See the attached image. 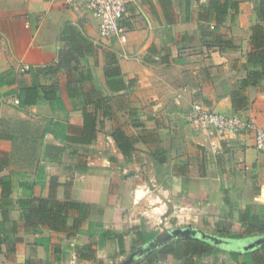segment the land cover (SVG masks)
Listing matches in <instances>:
<instances>
[{"label": "crops", "instance_id": "0c3cea01", "mask_svg": "<svg viewBox=\"0 0 264 264\" xmlns=\"http://www.w3.org/2000/svg\"><path fill=\"white\" fill-rule=\"evenodd\" d=\"M121 26L0 0V264H264V245L154 243L264 234L252 134L186 118L200 102L264 126V0H128Z\"/></svg>", "mask_w": 264, "mask_h": 264}, {"label": "built area", "instance_id": "2783aa9c", "mask_svg": "<svg viewBox=\"0 0 264 264\" xmlns=\"http://www.w3.org/2000/svg\"><path fill=\"white\" fill-rule=\"evenodd\" d=\"M69 7H86L100 21V33L104 37L117 35L121 30V21L127 14L128 0H60ZM30 65L24 64L23 69ZM18 102V101H16ZM187 121L196 129L216 131L220 134L236 130H245L252 134L257 149L264 152V126L253 119L239 114H228L212 110L200 102H195L186 115ZM218 144L212 142L217 150Z\"/></svg>", "mask_w": 264, "mask_h": 264}, {"label": "water", "instance_id": "95a60500", "mask_svg": "<svg viewBox=\"0 0 264 264\" xmlns=\"http://www.w3.org/2000/svg\"><path fill=\"white\" fill-rule=\"evenodd\" d=\"M174 236L199 237L202 239H207L211 244L217 247L235 251H249L264 245V234L250 238H225L219 235L206 233L194 227L178 228L172 231H166L158 238H156L157 241H154V243L163 242L164 240H167Z\"/></svg>", "mask_w": 264, "mask_h": 264}, {"label": "trees", "instance_id": "16d2710c", "mask_svg": "<svg viewBox=\"0 0 264 264\" xmlns=\"http://www.w3.org/2000/svg\"><path fill=\"white\" fill-rule=\"evenodd\" d=\"M260 42H261V40H260ZM24 94H26V91L25 92H23ZM23 102H27L26 101V98H23ZM235 105H236V101H235ZM156 237V234L154 233V232H148V233H146V240H151V239H153V238H155ZM181 239H183V240H192V239H197L196 237H192V236H184V237H181Z\"/></svg>", "mask_w": 264, "mask_h": 264}, {"label": "rangeland", "instance_id": "374dc122", "mask_svg": "<svg viewBox=\"0 0 264 264\" xmlns=\"http://www.w3.org/2000/svg\"><path fill=\"white\" fill-rule=\"evenodd\" d=\"M153 190V189H152ZM149 208H152V207H149Z\"/></svg>", "mask_w": 264, "mask_h": 264}]
</instances>
